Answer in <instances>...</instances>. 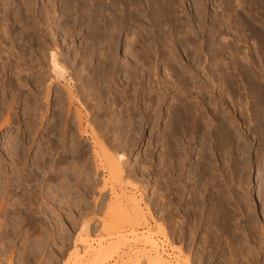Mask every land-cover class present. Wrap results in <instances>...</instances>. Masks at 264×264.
Masks as SVG:
<instances>
[{
	"label": "rangeland",
	"instance_id": "rangeland-1",
	"mask_svg": "<svg viewBox=\"0 0 264 264\" xmlns=\"http://www.w3.org/2000/svg\"><path fill=\"white\" fill-rule=\"evenodd\" d=\"M71 1L73 5L77 4V6L74 5L76 8H74L73 5L71 6ZM71 1L9 0L11 5L10 8L12 7V9L8 10L11 11V14L5 17L4 13L7 11L5 10L7 6L5 0H0V27L2 26V29L0 28V171L2 170L0 174L3 176L5 174L4 170L9 174L11 171L8 170V164L12 163L13 160L10 158L16 159L20 155V159H23V163L26 161L24 158L27 159L28 162L26 161V163L29 169L27 166L26 168L27 171H29V174L32 175H30L31 183L29 187L31 199L27 208L29 211H26L28 213H25V207L24 211H22L21 204H17V199L15 198V200H11L10 202L13 201L11 204H16L15 206L13 205L12 208L14 209V216L17 220H15L14 216L13 218L8 219L7 217L5 218L4 215H0V222L3 219L2 217H4L2 223H0V264H75L76 262V264H144V253L146 252L149 254H157L158 252L168 264H229L231 261L230 264H264V164L261 162V160H263L262 157L264 158V138L262 137V133L261 135L258 133V122L255 120L256 114L254 113L256 108L257 88L262 87L264 90V80H262L264 79V64H262L264 62V44H262L264 41H261L264 40V1L138 0L137 3L136 0L135 5L138 4L137 7L135 6L136 8L131 6L132 1L130 0H123L122 5H120L122 2L121 0ZM148 1L150 2L148 3ZM156 3L159 5L160 9L162 8L170 11L172 18L169 16L171 18H169V21H161L162 24L156 21L158 18L156 16V12L158 11V7L156 11ZM101 7L104 10L101 9ZM117 7L122 11L128 9V11L131 10L130 12L133 13L134 11V13L132 14L127 10L126 13L122 12ZM130 8H132L133 11ZM76 9L78 11H76ZM23 10H26L25 13ZM16 12H19V15L21 13V15L17 16ZM22 12L24 16L22 15ZM151 12H153L152 14L154 15V18L156 16V19L152 18L153 15ZM26 13L28 15H26ZM120 13H122V17ZM130 14L132 16L135 15L134 17H136L137 14V17H140H136L137 19H135L137 20L136 26L138 25L137 27L140 33L143 34V36L139 35L142 36L141 39L136 34V37L133 36V31L135 30L129 25L130 21L128 22ZM14 16L22 17L23 20L25 19L24 22L26 21L31 24L29 25L31 31L24 30V23H20L19 20H16L17 17L15 18ZM155 23L157 25H155ZM97 25H99L100 28ZM114 26H118L120 30L118 27L116 28ZM127 26L129 27L128 29H126ZM96 28L101 29L104 38L103 41H100L103 38L96 41ZM3 30H5V32ZM93 31L95 33H92ZM104 31H113V34H111V32L110 34L109 32L105 33ZM117 31H119V33L121 31V33L118 34ZM27 32H30L31 34L28 35ZM127 32L131 35L133 34L132 37ZM182 33L185 34L183 35ZM110 35H113L114 37L112 38L113 46L109 49L107 46H109L108 43L111 40ZM127 35L128 37L130 36V39H134L136 42L139 39L141 40L139 41L142 46L144 44V48L139 45L142 49H137V47L135 52L137 54L139 53L138 56L140 57L144 55L141 58L144 57V59H148L150 57V61H148L150 67H148L153 68H151V70L149 69L148 74V68H145L146 70L143 69V71H146V78L140 80V86H138L137 83H135V85L130 84V82L128 83L124 79V73L120 70L122 66L119 64H121L122 60H124L123 64L125 66L128 62L129 64L132 62L130 59L132 54L128 49L132 42ZM163 35H165L167 39H165ZM109 36L110 39L108 38ZM157 36H160V39ZM165 44L166 48L172 51V56L170 55L171 61L169 63H166L165 60H159V58H162L161 56H165L161 55L163 52L165 54V50H163ZM220 44L226 45V49L222 48V51H220ZM227 46H229V48ZM234 47L235 51L238 52H236L238 55L234 53ZM43 49H46L47 52ZM111 49L114 50V55L112 54ZM105 50H107V52ZM108 50L111 51L109 57L111 56V59L113 57L115 60L112 59V61H116V64H111V69H107L110 73L107 75L111 76L112 73L114 78L112 80L116 79L117 81H112L113 83H116L113 85H111V82L109 83V86L111 87L108 88L111 90L110 95H108V90L104 89L105 86H96V80L99 79L97 77L100 72L98 65L100 64L99 60L101 59V56L104 61L106 60L105 58L108 56L106 54H109ZM104 52H106V54ZM128 52L129 54H127ZM42 53L45 58L42 57ZM50 53H54L57 62L61 63L59 65L64 69L66 74H64L65 76H63V79H57L54 77L52 71L48 70L50 66L46 67L47 64L49 65L50 63ZM128 56H130L129 59ZM124 57L127 59H123ZM166 57L168 56L166 55ZM45 59L49 60L48 63ZM42 62L45 64L43 65ZM23 63L24 65L22 66ZM15 66H18V69L19 66L21 68L19 69L21 71V73L19 72V75L17 74L18 69H16ZM112 66H114L113 69L115 70H112ZM118 68L119 72L116 70ZM41 69L42 72L39 71ZM95 69L98 71L95 72ZM165 69L167 70L166 72H164ZM174 69H180V72L183 69V73L186 72L184 73V77L188 76L187 79L192 78L193 76L194 78L196 77L190 81L191 85L194 83L196 88L197 86H201L202 82L200 81V78L203 77V80L206 83L204 95L206 97V102H208L205 103L209 105H200V107L202 106V108L207 109V111H205V115L207 113V121L209 120L210 123H213L211 120L214 118L213 110H215L218 111L219 115L225 116L228 122H235V129L240 137V142L243 147V149L241 147L242 151L240 152L241 158L239 159L238 172L232 171L234 164L231 162V154L233 152L229 145L224 147L221 153L222 155H220V153L216 152L214 140L208 138L206 140V150L209 164L211 167L213 166L212 168H215L216 175H221V179L218 180V185L223 190L224 197L228 201L225 203L228 204V209L232 215V229L236 238L239 237L238 244L236 243V248L238 250V247H240L239 249H242V251L235 250L232 247L234 245H231V243L235 242V240L232 242L233 238L231 235L224 232L222 228L221 232L223 233L219 232L220 227H218V222L215 221V224L217 225H213V218L210 219L211 217H208L210 216V204L205 203V200L200 199L202 197L207 199L206 197L209 194H207L208 190H205L204 192V188L199 189V191L192 188L193 180L189 174L194 170V164L197 159L195 146L200 144L199 137L194 136L190 139V150H187V152H189L187 155L188 159H186L185 162H182V166H179L181 163L178 164L179 162H176L174 167L175 171H172L169 166L170 163H168V166L170 167L168 169L169 172L166 170H158L161 169L158 167L160 155L163 154L161 152H164V148L162 146L160 147L159 135L164 131L163 126L166 121V108L171 104V98L181 92L179 86H176L179 84L178 77L180 78V76H175L174 72L176 71ZM48 74H52V76H49ZM91 74L93 75L92 78ZM12 75H15L16 77L14 76V78ZM40 76H42L41 78L43 79H41ZM80 76H82V78H80ZM49 78L52 79L50 80ZM39 80L42 81L40 85ZM88 82H91L92 84ZM48 83L51 85L49 86ZM166 85H168L170 91L165 90L167 87ZM85 86L89 88L87 89ZM90 86L93 87L91 88ZM82 87H85L88 91L89 89H93V92L92 90H90V94L82 92ZM135 87L141 88L137 89V92H134L133 89ZM45 88L51 89L49 90L50 92H48L49 94L47 93L48 97L45 95L47 92ZM112 88H115V91ZM144 89L148 91L156 90L155 92L159 90L160 93L164 92L163 95H166L161 106V111H163V113L158 119L159 121L156 120V122H154V118L153 121L148 120L147 115L150 110L148 107H155L156 105L154 104L155 102L150 103L147 101L149 94H146V92L144 93ZM116 90L117 92L122 90L119 94L120 96L115 95L118 94ZM112 91H114V93ZM196 91L197 89H192V95H187L189 98H186L187 100L190 99L189 102L192 104L200 103L198 100L199 98H196ZM63 92L66 93L63 94ZM67 92H72L71 94L74 98L72 105H68L67 102L65 104V101H67ZM155 92L154 95L157 94H155ZM58 93H60L59 95L63 94L64 97L61 95L60 98L57 96ZM82 94H84V96ZM98 95H100V97ZM154 95H150L153 101H155V99H153ZM252 95L255 98L251 97ZM62 97L63 99L66 98L65 101L63 100V104L66 106L68 105L67 107H69L67 117L66 110L63 111L62 107L61 109L57 106L61 103ZM58 98H60L59 103L56 101L59 100ZM73 105H75V108H73ZM67 107L65 109H67ZM130 107L131 110L133 107L136 108L134 111L139 117L147 119V121L142 124L140 131H138V135L135 133L138 136L135 135L136 139L138 138V141L136 139V141H132L134 140L133 138H131L132 140L129 139L130 137H133V135H127L124 128L126 126L124 123L127 120L125 111L128 108L130 109ZM34 110H37L36 113L38 112V116L34 113ZM74 111L81 114L83 128L85 127L84 129L87 130V125H94L93 128L96 129L95 131L108 146L114 141L113 145H120L121 149H123L124 144H126L125 153H122L125 154V161H127L125 163L126 165H123V170L125 168V172L123 171L124 175H122L118 181L116 180L117 184L115 181H108L104 184L103 180H107L108 176L107 173H102L103 171L98 166L99 162H97V156L93 150L94 147L92 140L89 136L82 138L80 133H78V128L75 127L76 122L74 120L69 121L74 119L76 114ZM8 113L10 114L9 116H11L9 121L10 125H5L4 121L7 118L6 115ZM32 115L35 118H32ZM29 118L30 120H34L35 127L31 122L29 123ZM66 118L69 119H67V121L69 122L70 127L72 124L71 122H75V124H72V127L75 125L72 129V131L75 130V132L73 136L72 132H69V139L66 138V146L63 149L58 142L59 139L57 136L62 133ZM99 118L101 122L98 121ZM61 121L63 122V125L61 124ZM88 122L89 124H86ZM118 122H120L119 125ZM84 124L86 126H84ZM116 125L120 127H116ZM35 128L36 130H34ZM47 131L53 132H48L49 134H47ZM56 139L57 141H55ZM50 142L55 145V148L53 147L54 151L47 150ZM134 142L135 144H132V147L129 146V144ZM246 145L248 146L246 147ZM75 147L81 152L78 151V154H76L72 149ZM56 148L57 151L55 150ZM7 153H10V155ZM83 154L85 155L83 156ZM81 155L83 157H81ZM79 156L81 157V160ZM9 160H11L10 163ZM4 163L6 164L4 165ZM176 165L179 166L182 171L178 169ZM51 166L53 167L51 168ZM76 167L78 169L82 168V170L85 171L83 172L81 170V173L83 172L85 178L81 176L82 178L80 177L79 179L80 171ZM179 170L181 173L177 174L180 172ZM65 175L69 177L68 182L67 180L62 181L61 178H58V176L61 177ZM50 176L51 178L53 177V179L48 181L47 177ZM54 176L57 177L55 178ZM178 177H180L179 179L182 181L184 177V182L182 183L186 184L185 189H182L184 185L179 181ZM259 177L260 179H258ZM78 179L81 181L80 184L81 186L83 185V187L80 185L77 188L72 187L74 181H78ZM119 181L121 183H119ZM103 185L104 190L102 191ZM98 188H100L101 191ZM202 189L204 194H201L203 193L201 191ZM168 190L171 191L173 196L170 192L168 193ZM17 191L18 190H16V193L18 194L19 191ZM122 192L123 195L125 193L124 196L122 195ZM199 193L203 196L200 197ZM92 194L95 198L92 197ZM168 194H170L171 197H169L170 195ZM260 194L263 195L262 201H260L258 197ZM102 196L105 198L103 199ZM115 197L121 200L123 204H126L127 202L128 205L132 200L133 202L138 200L139 202L137 203L140 206L139 210L141 211V215L145 216V224L147 226L144 227L145 224L143 223V226L141 225L134 230L126 228L124 231L120 232V235H116V237L120 240L121 244L111 255L112 257L92 263V260H94L93 257H91L93 254L90 255L92 250L99 249L100 246L98 245L101 243L102 245H106L109 239L105 236H98V233L93 232L95 230L93 227L97 224L96 222L91 225V228L94 229H91L93 234L91 237L87 238L78 235L82 224L81 222L91 220V223H93V221L98 218L97 216L105 211L107 203H116L117 198L115 199ZM195 198L196 201L198 199L197 202L194 200ZM59 202L61 204L58 206ZM198 202L199 204H197ZM165 203H167V205ZM89 209H91V212ZM94 210L100 212L98 213ZM79 211H82V213ZM85 212L88 213L85 214ZM161 226L165 229L164 234H161V232L158 231V228ZM146 236L149 237V240L151 239V244L148 243L149 245H147L145 240ZM82 239L87 241L86 246L78 245L83 241ZM251 257L252 259H250ZM87 258L88 261H86Z\"/></svg>",
	"mask_w": 264,
	"mask_h": 264
},
{
	"label": "bare ground",
	"instance_id": "bare-ground-1",
	"mask_svg": "<svg viewBox=\"0 0 264 264\" xmlns=\"http://www.w3.org/2000/svg\"><path fill=\"white\" fill-rule=\"evenodd\" d=\"M71 1V0H70ZM120 1V0H119ZM122 2H121V4L120 5H122V3H123V0H121ZM130 1H132V3H131V6H136L137 7V5H135L136 4V0H130ZM140 1V0H139ZM157 1V0H156ZM165 1V0H164ZM264 1V0H263ZM12 2V1H11ZM127 2V1H126ZM134 2V3H133ZM142 2V1H141ZM150 1H148V3H149ZM159 2V1H158ZM262 2V1H261ZM5 3H6V9L5 10H7L5 13H4V15H5V17L8 15H10L11 14V11H9L8 9H12V7L10 8V2H9V0H5ZM13 3V2H12ZM15 3V2H14ZM137 3H138V0H137ZM147 3V4H148ZM264 3V2H263ZM17 4V3H16ZM71 6L73 5L72 4V1H71ZM69 4V5H70ZM127 4H129V3H127ZM157 4V3H156ZM162 4V3H161ZM166 4H167V2H166ZM74 5H76L77 6V4H74ZM73 5V6H74ZM79 5V4H78ZM102 5V4H101ZM119 5V6H120ZM130 5V4H129ZM155 5V4H154ZM13 6V5H12ZM76 6H74V8H76ZM80 6V5H79ZM161 6V5H160ZM81 7V6H80ZM79 7V8H80ZM98 7H99V5H98ZM103 7V6H102ZM101 7V9H103ZM120 7H122V6H120ZM125 7V6H124ZM135 7V8H136ZM157 7H158V11H157ZM163 7V6H162ZM105 8V7H104ZM118 9H120L119 7H117ZM127 8V7H126ZM154 8V7H153ZM152 8V9H153ZM25 9V8H24ZM26 9H27V6H26ZM100 9V8H99ZM114 9V8H113ZM130 9H132V8H130ZM139 9V8H138ZM159 8V5L157 4V6H156V16L159 18H157V20L156 21H158V22H160L161 24H162V22H166V21H169L171 18H172V16H171V13H170V11L169 10H166V9H160ZM17 10V9H16ZM21 10V9H20ZM104 10V9H103ZM102 10V11H103ZM121 10V9H120ZM127 11H128V9H126ZM126 10H124V11H122V12H127ZM136 10V9H135ZM9 11V12H8ZM24 11V10H23ZM26 11V10H25ZM25 11H24V13H25ZM76 11H78L77 9H76ZM81 11V10H80ZM79 11V12H80ZM101 11V12H102ZM106 11V10H105ZM117 11V10H116ZM115 11V12H116ZM131 10H129L128 12H130ZM132 11H133V9H132ZM20 12V11H19ZM19 12H16L17 13V16H20L21 15V13H20V15H19ZM12 13H13V11H12ZM103 13V12H102ZM125 13H124V15H125ZM130 13H132V12H130ZM133 13H134V11H133ZM132 13V14H133ZM153 12H151V14H152ZM157 13H158V15H157ZM122 13H120V15H121ZM22 15H23V12H22ZM26 15H28L27 13H26ZM153 15V14H152ZM152 15H151V17H152ZM16 16V17H17ZM24 16V15H23ZM119 16V15H118ZM135 16V15H134ZM134 16H132L131 14L129 15V20L128 19H126V20H128V22L130 21V26H131V28H134L133 30H135V31H133L134 33V37H136V35H142L143 36V34H141L140 33V31H139V29H138V25L136 26V22H137V18H140V17H137V14H136V17H134ZM139 16V15H138ZM156 16H155V18H154V15H153V17L152 18H154V19H156ZM171 18H170V17ZM4 17V16H3ZM11 17V16H10ZM13 17V16H12ZM15 17V16H14ZM15 17V18H16ZM121 17H122V15H121ZM124 17V16H123ZM126 17V16H125ZM142 17V16H141ZM151 17H150V19H151ZM14 18V19H15ZM136 18V19H135ZM170 18V19H169ZM5 19V18H4ZM121 19V18H120ZM153 19V20H154ZM6 20H7V18H6ZM16 20H19L20 21V23L21 22H23L24 23V25H25V29L24 30H26V31H28V30H30L31 29V27L29 26V25H31V24H29V23H27L26 21L24 22V20L22 19V17H17V19ZM140 20V19H139ZM4 21V20H3ZM15 21V20H14ZM18 21V22H19ZM119 21H121V20H119ZM118 21V22H119ZM125 21V20H124ZM162 21V22H161ZM126 22V21H125ZM139 22V21H138ZM157 22V23H158ZM5 23V22H4ZM19 23V24H20ZM22 23V24H23ZM106 23V22H105ZM104 23V24H105ZM123 23V22H122ZM21 24V25H22ZM33 24V23H32ZM103 24V25H104ZM128 24V23H127ZM138 24V23H137ZM9 25V24H8ZM107 25V24H106ZM106 25H105V27H106ZM112 25V24H111ZM120 25H121V23H120ZM126 25V24H125ZM125 25H123V26H125ZM155 25H157L156 23H155ZM159 25V24H158ZM36 26V25H35ZM98 27H99V25H97ZM141 26V25H140ZM139 26V27H140ZM174 26V25H173ZM2 27V26H1ZM0 27V28H1ZM22 27H24V26H22ZM95 27V26H94ZM103 27V26H102ZM109 27H110V25H109ZM114 27H116V26H114ZM114 27H113V29H114ZM118 27V26H117ZM116 27V28H117ZM122 27V26H121ZM137 27V28H136ZM100 28V27H99ZM107 28V27H106ZM116 28H115V31H116ZM119 28V27H118ZM129 27L127 26L126 27V29H128ZM141 28V27H140ZM2 29V28H1ZM8 29V28H7ZM7 29H5V30H7ZM23 29V28H22ZM37 29V28H36ZM97 29V30H96ZM95 30H96V41H98V40H100L101 38H103V36H102V31H101V29H98V28H96ZM108 29V28H107ZM5 30H3L4 32H5ZM23 30V31H24ZM94 30V31H95ZM99 30V31H98ZM104 30V29H103ZM106 30V29H105ZM109 30V29H108ZM110 30H112V29H110ZM119 30H120V28H119ZM122 30V29H121ZM130 30V29H129ZM2 31V30H1ZM8 31V30H7ZM6 31V32H7ZM31 31V30H30ZM92 32V33H95V32ZM114 31V30H113ZM113 31L111 32V34H113ZM127 31V30H126ZM132 31V30H131ZM143 31H144V29H143ZM33 32V31H32ZM105 32V31H104ZM107 32H109V31H107ZM107 32H105V33H107ZM110 32H109V34H110ZM142 32V31H141ZM1 33H3V32H1ZM21 33H23V32H21ZM26 33V32H25ZM24 33V34H25ZM28 33V35L29 34H31L30 32H27ZM117 33L118 34H120L121 33V31H120V33H119V31H117ZM127 33H129V32H127ZM132 33V32H131ZM6 34V33H5ZM7 34H8V32H7ZM6 34V35H7ZM136 34V35H135ZM145 34V33H144ZM183 35L185 34V33H182ZM188 34V33H187ZM5 35V36H6ZM28 35H26V36H28ZM106 35V34H105ZM115 35V34H114ZM129 35L132 37V35L129 33ZM31 36V35H30ZM107 36V35H106ZM111 36V35H110ZM110 36L108 37L109 39H110ZM129 36V37H130ZM142 36H139L140 37V39L142 38ZM162 36V35H161ZM7 37V36H6ZM9 37V36H8ZM32 37V36H31ZM34 37V36H33ZM45 37V36H44ZM114 36L112 35L111 36V40L109 41V46H107L109 49L111 48V46H113V38ZM127 37H128V35H127ZM128 37V38H129ZM133 37V38H134ZM158 38L160 37V36H157ZM163 37L165 38V39H167L166 38V36L165 35H163ZM40 38V37H39ZM41 38H42V36H41ZM93 38V37H92ZM106 38V37H105ZM30 39V38H29ZM93 39H95V38H93ZM115 39V38H114ZM139 39V40H140ZM160 39V38H159ZM164 39V40H165ZM263 39V38H262ZM104 40V38L102 39V40H100V41H103ZM106 40V39H105ZM129 40L132 42H130L131 43V46L128 48L129 50H130V53L132 54L131 55V57L130 56H128V59H129V57H130V59L132 60V62H131V60H130V64H129V62H128V64L125 66L124 64H123V62H124V60H120L121 61V64H119L120 66H122L121 68H120V70H122V72L124 73H122L123 75H124V79L129 83L130 82V84H134L135 85V83H137L138 84V86H140V80L142 79V78H146V71H143V69H145V68H148V71H147V74L149 73V69L151 70V68H149L150 67V64H149V62L148 61H150V57L148 58V59H144V57L143 58H141L142 56H144V55H142L141 57L140 56H138V54L135 52L136 51V48L137 49H142L139 45H141L142 46V44H141V40L139 41V40H137V42L136 41H134V39H130L129 38ZM135 40H136V38H135ZM223 40V39H222ZM27 41V40H26ZM30 41V40H29ZM36 41V40H35ZM95 41V42H96ZM116 41V40H115ZM140 42V44H139V42ZM160 41V40H159ZM163 41V40H162ZM226 41V40H225ZM224 41V42H225ZM261 41H264V40H261ZM105 42V41H104ZM107 42V41H106ZM117 42V41H116ZM186 42V41H185ZM30 43V42H29ZM94 43V42H93ZM97 43V42H96ZM144 43V42H143ZM159 43H162V42H159ZM166 43V42H165ZM187 43V42H186ZM218 43V42H217ZM98 44L100 45V43L98 42ZM102 44V43H101ZM106 44V43H105ZM107 44V45H108ZM115 44V43H114ZM164 44V43H163ZM226 44H229V43H226ZM262 44H264V43H262ZM27 45H28V43H27ZM30 45V44H29ZM156 45H157V42H156ZM188 45V44H187ZM216 45H218V44H216ZM221 45V44H220ZM48 46H50V45H48ZM143 46H144V44H143ZM142 46V47H143ZM159 46V45H158ZM189 46V45H188ZM219 46V45H218ZM222 46V47H221ZM220 47H219V49L221 48V50L220 51H222V48H224V49H226L225 47H226V45H221ZM224 46V47H223ZM230 46V45H229ZM229 46H227L228 48H229ZM263 46V45H262ZM39 47H41V46H39ZM54 47V46H53ZM106 47V48H107ZM125 47H126V45H125ZM127 47H128V45H127ZM187 47V46H186ZM264 47V46H263ZM263 47H262V49H263ZM144 48V47H143ZM164 49L163 50H165V54H164V52H163V54H161V55H165V56H161L162 58H159V60L161 59V60H165L166 61V63H169L170 61H171V52L172 51H170V50H168V48H166V44L164 45V47H163ZM185 48V47H184ZM231 48V47H230ZM36 49V48H35ZM104 49V48H103ZM185 49H187V48H185ZM45 52H47L46 51V49H43ZM43 50H42V52H43ZM144 50V49H143ZM233 50V49H232ZM4 51H5V49H4ZM9 51V50H8ZM41 51V50H40ZM39 51V52H40ZM51 51V50H50ZM106 52H107V50H105ZM109 52V54H106V52H104L106 55H108L105 59V61H104V59L102 58V56H101V59H103V60H99L100 62V64H98L99 65V70H100V72H99V74H98V77L97 78H99V79H97L96 80V86H98L99 87V85L100 86H105L104 87V89H106V90H108V95H110V92H111V90L110 89H108L110 86H109V83L111 82L112 84L111 85H113V84H116V83H113L112 81H116V79L115 80H112V79H114L113 78V76H112V73H111V76L109 77L107 74H109L110 73V71H107V69H111V64H116V61H112V59H113V57H112V59L109 57V55H111L110 53H111V51H112V54L114 55V50H112L111 49V51L110 50H108ZM126 51H128V50H126ZM142 51V50H141ZM140 51V52H141ZM146 51V50H145ZM168 51V52H167ZM234 51H235V47H234ZM264 51V50H263ZM6 52H7V50H6ZM237 51H235L234 53H236ZM1 53V52H0ZM5 53V52H4ZM143 53V52H142ZM145 53V52H144ZM238 53V52H237ZM236 53V54H237ZM8 54V53H7ZM6 54V55H7ZM10 54V53H9ZM34 54H35V52H34ZM43 54V53H42ZM52 53H50V63H49V65L47 64L48 63V59L46 60L47 61V66L46 67H48V66H50L49 68H48V70L50 71H52V73H53V75H54V77H56L57 79H63V76H65L66 74H65V71H64V69L59 65V64H61V63H58L57 62V60H56V57H55V55H54V53L51 55ZM125 55H127V54H129V52L126 54V53H124ZM135 54H137V55H135ZM146 54V53H145ZM148 54V53H147ZM45 55H46V53H45ZM166 55L168 56V57H166ZM171 55V56H170ZM238 55V54H237ZM7 56H9V55H7ZM30 56V55H29ZM117 56V55H116ZM195 56V55H194ZM10 57V56H9ZM8 57V58H9ZM42 57H44V54H43V56ZM104 57V56H103ZM127 57V56H126ZM126 57H124L123 59H125ZM147 57V56H146ZM170 57V58H169ZM41 58V57H40ZM39 58V59H40ZM45 58V57H44ZM47 58V57H46ZM115 58V57H114ZM38 59V60H39ZM58 59V58H57ZM117 59V58H116ZM127 59V58H126ZM262 59V58H261ZM263 59H264V57H263ZM3 60V59H2ZM8 60V59H7ZM37 60V61H38ZM45 60H44V62H45ZM113 60H115V59H113ZM118 60V59H117ZM173 60V59H172ZM195 60V59H194ZM193 60V61H194ZM196 60H197V58H196ZM12 61V60H11ZM41 61V60H40ZM199 61V60H198ZM198 61H197V63H198ZM222 61V60H221ZM220 61V62H221ZM118 62V61H117ZM20 63V62H19ZM63 63V62H62ZM125 63H127V62H125ZM175 63V62H174ZM42 64H43V62H42ZM45 64V63H44ZM43 64V65H44ZM200 64V63H199ZM262 64H264V62L262 63ZM8 65V64H7ZM24 65V63L22 64V66ZM42 65V66H43ZM97 65V66H98ZM26 66V65H25ZM24 66V67H25ZM33 66V65H32ZM37 66V65H36ZM41 66V65H40ZM149 66V67H148ZM167 66V65H166ZM166 66H165V68H166ZM264 66V65H263ZM262 66V67H263ZM1 67V66H0ZM18 67V66H17ZM16 66H15V68L16 69H18ZM35 67V66H34ZM33 67V68H34ZM117 67H119V66H117ZM116 67V68H117ZM173 67V66H172ZM29 68V67H28ZM98 68V67H97ZM114 68V66H112V70H115V69H113ZM170 68V67H169ZM173 68H175V67H173ZM203 68V67H202ZM11 69V68H10ZM19 69H21L20 68V66H19ZM17 70V72H16V70H15V72L19 75V72L21 73V71L20 70ZM153 69V68H152ZM12 70V69H11ZM46 70H47V68H46ZM117 71L119 70V68L118 69H116ZM146 70V69H145ZM176 72H174V74H175V76H180V78L178 77V81H179V84L178 85H176L177 87L179 86V88H180V90H181V92H179L178 94H176L174 97H172L171 98V100H172V102H171V104L170 103H168V104H170L166 109V121H165V123H164V131L162 132V134L161 135H159V143L161 144L160 145V147L162 146L163 148H164V152H161V153H163V154H161L160 155V161H159V166L158 167H160L161 169H158V170H166V171H168L169 172V168L171 167V170L172 171H175V169H174V167H175V164H176V162H179L178 164H180L181 163V165H179V166H182V162H185L186 161V159H188L187 158V155L189 154V152H187V150H190V146H189V142H190V139H192L194 136H196V137H199V140H200V144H198V145H196L195 146V150L197 151V153H196V156H197V159H196V161H195V164H194V170L193 171H191V174H189V176H191V179L193 180V183H192V185H193V187L192 188H194V190L196 189L197 191H199V189H201V188H204V192H205V190H208V192H207V194H208V196L206 197L207 199H205V197H202L203 195H201V194H204V192H203V189L201 190L203 193H199L200 195V197H202V198H200V199H202V200H205V203H208V204H210L209 205V213H210V216H208V217H211L210 219H212V221H213V225L216 223V222H218V227H220L219 228V232H221V230L223 229L224 230V232H227V234L229 235H231V237L233 238L232 239V242L235 240V242L234 243H231V245L233 244L234 246H232L235 250H237V248H236V246H237V242H238V238H236V235H235V233H234V231H233V229H232V224H231V222H232V215H231V213H230V211H229V209H228V204H226L228 201H227V199H225V197H224V193H223V190L219 187V185H218V180L219 179H221V175L219 176V175H216L215 174V168H212L211 167V165L209 164V159H208V155H207V150H206V147H207V142H206V140L208 139V138H211V139H213L214 140V143H215V148H216V152H218V153H220V155H222L221 153H222V151H223V149H224V147L225 146H227V145H229L230 147H231V151L233 152L232 154H231V162L234 164V168L232 169V171L233 172H238L239 171V159L241 158V156H240V152L242 151L241 150V147H242V145H241V142H240V137H239V135L237 134V132H236V129H235V122H228L227 121V119H226V117L225 116H222V115H219L218 114V111H215V110H213V116H214V118L211 120L213 123H210V121L208 120L207 121V113H206V115H205V111H207V109L205 108H202V106L200 107V105H203V106H205V104L206 103H208V102H206V97H205V95H204V92H205V90H206V83L204 82V80H203V77L202 78H200L201 80V82H202V84H201V86H197V88H196V86H194V83H192L193 85H191V83H190V81H192L193 79H195L194 78V76L192 77V78H189V79H187V77L185 78L184 77V73H186V72H184L183 73V69L181 70V72L179 71L180 69H174ZM173 70V71H174ZM39 71H41L42 72V69L41 70H39ZM95 72L96 71H98V70H94ZM117 71H116V73H117ZM167 70L165 69L164 70V72H166ZM187 71V70H186ZM9 72V71H8ZM31 72V71H30ZM37 72V71H36ZM92 72V71H91ZM112 72V71H111ZM114 72V71H113ZM119 72V71H118ZM152 72H153V70H152ZM178 72V73H177ZM191 72H193V71H191ZM25 73V72H24ZM12 74V73H11ZM42 74V73H41ZM44 74V73H43ZM47 74V73H46ZM45 74V75H46ZM65 74V75H64ZM96 74V75H97ZM119 74V73H118ZM117 74V75H118ZM166 74V73H165ZM188 74V73H187ZM186 74V75H187ZM36 75V74H35ZM44 75V76H45ZM49 75V74H48ZM51 76H52V74H50ZM49 75V76H50ZM95 75V76H96ZM116 75V76H117ZM168 75V74H167ZM169 75H170V73H169ZM15 76V75H14ZM13 75H12V77H14ZM43 76V75H42ZM42 76H40V78L42 77ZM79 76V75H78ZM92 74H91V78H92ZM119 76V75H118ZM149 76V75H148ZM196 76V75H195ZM16 77V76H15ZM14 77V78H15ZM19 77V76H18ZM17 77V78H18ZM37 77V76H36ZM114 77H115V74H114ZM191 77V76H190ZM21 78V77H20ZM19 78V79H20ZM53 78V77H52ZM51 78V79H52ZM76 78V77H75ZM77 78H79V77H77ZM80 78H82V76H80ZM117 78V77H116ZM121 78H123V77H121ZM168 78V77H167ZM176 78V77H175ZM41 79H43V78H41ZM50 79V78H49ZM50 79V80H51ZM55 79V78H54ZM73 79V78H72ZM71 79V80H72ZM96 79V78H95ZM169 79V78H168ZM171 79V78H170ZM49 80V81H50ZM56 80V79H55ZM65 80V79H64ZM63 80V81H64ZM81 80V79H80ZM79 80V81H80ZM94 80V79H93ZM143 80V79H142ZM147 80V79H146ZM262 80H264V79H262ZM20 81H21V79H20ZM44 81V80H43ZM124 81V80H123ZM42 81H40L39 80V85H40V83H41ZM52 82V81H51ZM59 82V81H58ZM81 82V81H80ZM95 82V81H94ZM93 82V83H94ZM117 82V81H116ZM126 82V83H127ZM150 82V81H149ZM200 82V83H201ZM252 82V81H251ZM87 83V82H86ZM88 83H91V82H88ZM143 83V82H142ZM166 83V82H165ZM253 83V82H252ZM25 84V83H24ZM23 84V85H24ZM38 84V83H37ZM81 84V83H80ZM85 84V83H84ZM84 84H83V86H84ZM92 84V83H91ZM158 84V83H157ZM162 84V83H161ZM164 84V83H163ZM21 85H22V83H21ZM42 85V84H41ZM48 85L50 86L51 84L50 83H48ZM87 85V84H86ZM88 85H90V84H88ZM169 85V84H168ZM168 85H166L167 87H166V89L165 90H169V87H168ZM173 85V84H172ZM253 85V84H252ZM37 86V85H36ZM43 86V85H42ZM81 86V85H80ZM126 86V85H125ZM131 86H133V85H131ZM163 86V85H162ZM254 86V85H253ZM45 87V86H44ZM86 87V86H85ZM85 87H82V92H85V93H89L90 92V90H92V92H93V89H89V91L88 90H86V88ZM91 87V86H90ZM93 87V86H92ZM91 87V88H92ZM113 87V86H112ZM164 87V86H163ZM258 87V86H257ZM42 88V87H41ZM46 88H47V86H46ZM45 88V89H46ZM89 88V87H88ZM87 88V89H88ZM96 88V87H95ZM101 88V87H100ZM103 88V87H102ZM111 88V87H110ZM141 87H135L133 90H134V92H137V89H140ZM168 88V89H167ZM173 88V87H172ZM40 89V88H39ZM44 89V88H43ZM58 89V88H57ZM81 89V88H80ZM103 89V91L105 92V90ZM113 89V88H112ZM115 89V88H114ZM113 89V90H114ZM161 89V88H160ZM174 89H175V87H174ZM192 89H197V91H196V98L200 101V103H197V104H192V103H190L189 102V100H187L186 98L188 97L187 95H192L191 94V90ZM251 89V88H250ZM49 90H51V89H46V96L48 97V95H47V93L48 92H50ZM66 90H67V88H66ZM164 90V91H165ZM179 90V89H178ZM44 91V90H43ZM77 91V90H76ZM88 91V92H87ZM115 91V90H114ZM114 91H112L113 93H114ZM120 91V90H119ZM122 91V90H121ZM120 91V92H121ZM139 91V90H138ZM148 90H146V89H144V93L146 92V94H149L148 95V100L147 101H149L150 103H154L156 106L154 107V106H149L148 108L150 109L149 110V112H148V120H151V121H153V118H154V122H156V120L157 121H159L158 119L160 118V116H161V114L163 113V111H161V106H162V104H163V102H164V100H165V96L166 95H163L164 94V92L162 93H160V91L159 90H157V92H155V91H153V90H149L148 92H147ZM170 91V90H169ZM174 91V90H173ZM253 91V90H252ZM254 91H256V90H254ZM116 92H117V90H116ZM120 92H117L118 94H115V95H119L120 94ZM154 92H155V94L156 95H154ZM166 92V91H165ZM41 93V92H40ZM66 92H63V94H65ZM72 93V92H71ZM71 93H69V92H67V96H66V98H67V101H65V99H63V94H61L63 97H62V100H61V103H59V101H60V98H61V95H59L60 93H58V95L57 96H59L60 98H58L59 100H56V101H58V103H59V105H57V106H59L60 108L62 107L63 108V111L64 110H66V117L68 116V110H69V107H67L68 105H72L73 104V102H74V98H73V96H72V94ZM84 93V94H85ZM174 93V92H173ZM251 93V92H250ZM254 93V92H253ZM252 93V94H253ZM38 94V93H37ZM49 94V93H48ZM84 94H82L83 96H84ZM86 94V95H87ZM90 94V93H89ZM98 94V93H97ZM102 94V93H101ZM121 94H123V93H121ZM125 94H126V92H125ZM154 95V98L153 99H155V101H153L152 99H151V96L150 95ZM206 94V93H205ZM56 95V94H55ZM74 95V94H73ZM78 95V94H77ZM85 95V96H86ZM104 95V94H103ZM106 95H107V91H106ZM111 95H112V93H111ZM173 95V94H172ZM256 95H257V99H256V108H255V111H254V113L256 114L255 116H256V119L255 120H257V129H258V133H260V135H261V133H262V137L264 138V90L262 89V87L261 88H257V91H256ZM14 96V95H13ZM46 96H45V98H46ZM99 97H100V95H98ZM113 96V95H112ZM120 96V95H119ZM122 96V95H121ZM126 96V95H125ZM150 96V97H149ZM171 96V95H170ZM102 97H104V96H102ZM251 97H253V95L251 96ZM250 97V98H251ZM189 98V97H188ZM195 98V99H196ZM253 98H255V97H253ZM33 99V98H32ZM57 99V98H56ZM100 99V98H99ZM252 99V98H251ZM36 100V99H35ZM65 101V104H66V102H67V106L66 105H64L63 103H64V101ZM86 100H88V99H86ZM101 100V99H100ZM13 101V100H12ZM15 101V100H14ZM81 102V101H80ZM192 102V101H191ZM206 102V103H205ZM97 103V102H96ZM95 103V104H96ZM150 103H148V104H150ZM94 104V105H95ZM199 104V105H198ZM9 105V104H8ZM64 105V106H63ZM93 105V106H94ZM151 105V104H150ZM206 105H209V104H206ZM211 105V104H210ZM15 106H16V104H15ZM67 107V109H65L66 107ZM74 107L73 108H75V105H73ZM98 106V105H97ZM13 107V106H12ZM207 107V106H206ZM215 107V106H214ZM55 108V107H54ZM53 108V109H54ZM57 108V107H56ZM61 108V109H62ZM70 108H72V107H70ZM58 109V108H57ZM60 109V110H61ZM136 108L135 107H133V109L131 110V107H130V109L128 108V109H126V111H125V114H126V117H127V120L125 121V130H126V133H127V135L129 134H131L130 136H132L133 135V137H128L129 139H131V138H133L134 140H132V141H136L137 139H136V137H135V135L137 134V133H139L138 131H140V129L142 128V124L144 123V122H146L147 121V119L146 118H144V117H139V115L138 114H136V112L134 111ZM147 109V108H146ZM204 109V110H203ZM32 110V109H31ZM74 110H76V109H74ZM217 110V109H216ZM254 110V109H253ZM29 111V110H28ZM37 111V110H36ZM36 111L34 110V113L35 114H37V116H38V112L36 113ZM43 111V110H42ZM62 111V110H61ZM62 111V112H63ZM123 111V110H122ZM39 112H41V111H39ZM72 112V111H71ZM81 112V111H80ZM70 113V112H69ZM74 113H76L75 111H74ZM29 114H30V112H29ZM60 114H61V112H60ZM65 114V113H64ZM102 114H104V113H102ZM10 114L8 113L7 115H6V119H5V125H10V123H9V121H10V118H11V116H9ZM34 115V114H33ZM32 115V116H33ZM40 115H42V114H40ZM99 115V114H98ZM101 115V114H100ZM17 116V115H16ZM29 116V115H28ZM36 116V117H37ZM72 116H73V114H72ZM62 117V116H61ZM100 117V116H99ZM31 118V117H30ZM30 118H29V120H30ZM32 118H35L34 116L32 117ZM39 118V117H38ZM63 118H64V116H63ZM62 118V119H63ZM72 118V117H71ZM70 118V119H71ZM98 118V117H97ZM37 119V118H36ZM61 119V120H62ZM65 119V118H64ZM67 119L68 118H66V121H65V125L63 126L64 128L62 129V133L61 134H57L58 136V142L60 143V146L64 149V147L66 146V143H65V141L67 140V139H69L68 138V135H69V132L71 131L72 132V136H73V134H74V132H75V130L74 131H72V129H73V127L75 126L76 128H78V133H80V135H81V137L83 138V137H85V136H89L90 137V139L92 140V144H93V147H94V151H95V153H96V156H97V162H99L98 164V166H99V168L103 171L102 173H107V180L105 179V180H103L104 181V184H106V182H108V181H111V182H113V181H115V183L117 184V182H116V180L118 181V179L122 176V175H124V173H123V171L125 170V168H124V170H123V165L127 162V161H125L126 160V157H125V154H122V153H125V147H126V144H124V148L123 149H121V147H120V145L118 146H116V144L115 145H113V143H114V141L113 142H111L112 144H109V146L106 144V143H104V141L102 140V138H101V136L95 131L96 129H94L93 128V126H91V124H89V122L88 123H86V124H89V125H85L84 124V126H86L88 129H89V134H88V129L86 130V129H84L83 128V124L81 123L82 121H81V114L79 113V112H77L76 114H75V116H74V119H71V120H69V121H72V120H74L75 122H76V124H75V122L73 123V122H71L72 124H75V125H73V127H72V124H71V127H70V124H69V122L67 121ZM254 119V118H253ZM98 120V119H97ZM96 120V121H97ZM254 120V121H255ZM36 121V120H35ZM63 121V120H62ZM61 121V122H62ZM95 121V122H96ZM98 121H100V118H99V120ZM98 121H97V123H98ZM28 122V121H27ZM31 122V124L34 126V120H30L29 121V123ZM101 122V121H100ZM12 123V122H11ZM28 123V124H29ZM36 123V122H35ZM39 123V122H38ZM60 123V122H59ZM119 123L120 122H118V125H119ZM4 124V123H3ZM62 125H63V122L61 123ZM157 124V123H156ZM213 124V125H212ZM31 125V126H32ZM121 125V124H120ZM27 126V125H26ZM53 126V125H52ZM211 126H213V127H211ZM10 127V126H9ZM9 127H7V128H9ZM12 127V126H11ZM30 127V126H29ZM35 127V126H34ZM62 127V126H61ZM116 127H120V126H117L116 125ZM6 128V129H7ZM123 128V127H122ZM121 128V129H122ZM1 129V128H0ZM10 129V128H9ZM31 129H33V128H31ZM53 129V128H52ZM60 129V128H59ZM118 129V128H117ZM120 129V130H121ZM232 129H234V130H232ZM34 130H36V128L34 129ZM123 130V129H122ZM60 131V130H59ZM45 132V131H44ZM52 133L51 131H47V134H49V133ZM57 132V131H56ZM136 133V134H135ZM239 133V132H238ZM34 134V133H33ZM71 135V134H70ZM138 135V134H137ZM136 135V136H137ZM140 135V134H139ZM158 135V134H157ZM189 135H190V138H189ZM135 137V138H134ZM138 137V136H137ZM52 138V137H51ZM56 138V137H55ZM67 138V139H66ZM136 139V140H135ZM215 139H216V141H215ZM50 140V139H49ZM48 140V141H49ZM55 141H57V139L55 140ZM70 141H71V139H70ZM69 141V142H70ZM75 141V140H74ZM138 141V140H137ZM38 143V142H37ZM71 143V142H70ZM69 143V144H70ZM109 143V142H108ZM46 144V143H45ZM56 144V143H55ZM123 144V143H122ZM127 144H128V142H127ZM132 144L134 145L135 144V142L134 143H131V144H129V146H131L132 147ZM158 144V143H157ZM39 145V144H38ZM55 145L54 144H52V142H50L49 143V146H48V149L47 150H53L54 151V149H53V147H54ZM128 146V145H127ZM128 146V147H129ZM248 145H246V147H247ZM47 147V146H46ZM57 147V146H56ZM128 147H127V149H128ZM264 147V146H263ZM55 148V147H54ZM130 148V147H129ZM162 148V149H163ZM9 149H11V148H9ZM13 149V148H12ZM16 149H18V148H16ZM73 149V151L76 153V154H78V151L79 150H77L76 149V147L75 148H72ZM242 149H243V147H242ZM245 149V148H244ZM56 151H57V148L55 149ZM15 151H17V150H15ZM14 151V152H15ZM129 151V150H128ZM73 152V153H74ZM79 152H81V151H79ZM86 152V151H85ZM84 153V152H83ZM7 154H9L10 155V153H7ZM15 154V153H14ZM75 154V155H76ZM82 154V153H81ZM224 154V153H223ZM80 155V154H79ZM85 154H83V156H84ZM16 156V155H15ZM82 155H81V157H83ZM7 157V156H6ZM12 157V156H11ZM80 157V156H79ZM78 157V158H79ZM81 157H80V160H81ZM16 158V157H15ZM21 157H20V155H19V157H17L16 159H14V158H10V159H13L12 160V163H10V161L11 160H9V163L10 164H8V170H10L11 172H9V174L8 173H6V170H4L5 172V174L2 176L1 174H0V215H4L5 216V218L7 217L8 219H11V218H13V216L15 215V213L13 212L14 211V209L12 208L13 207V205L14 204H11L12 202H10L11 200H15V198L20 202H18L17 200H16V202H17V204H21V209H22V211H24V207L27 209L28 208V206H29V202H30V199H31V192L29 191V187H30V175L31 174H29V171H27V168H26V166H27V163H26V161H27V159H25L24 158V160H26V161H24V163L22 162V160L23 159H20ZM95 158V157H94ZM262 159L263 160H261V162H262V164H264V158L262 157ZM78 160V159H77ZM76 160V161H77ZM259 160V159H258ZM1 161H2V159H1ZM4 161V160H3ZM52 161V160H51ZM28 162V161H27ZM34 162V161H33ZM37 162H38V160H37ZM36 162V163H37ZM222 162H223V159H222ZM74 163V162H73ZM168 163H170V167L168 166ZM6 163H4V165H5ZM35 164V163H34ZM40 164V163H39ZM75 164V163H74ZM78 164H79V161H78ZM166 164H167V166H166ZM2 165V164H1ZM64 165V164H63ZM73 165V164H72ZM80 165H81V163H80ZM126 165V164H125ZM36 166V165H35ZM77 166V165H76ZM179 166H177L176 165V167H178V169H180L179 168ZM28 167V166H27ZM53 166H51V168H52ZM75 167V166H74ZM78 167V166H77ZM76 167V168H77ZM89 167V166H88ZM183 167H184V165H183ZM39 168V167H38ZM41 168V167H40ZM72 168V167H71ZM81 168V167H80ZM6 169V168H5ZM28 169H29V167H28ZM78 169V168H77ZM174 169V170H173ZM177 169V168H176ZM177 169V170H178ZM54 170H55V168H54ZM66 170V169H65ZM74 170V169H73ZM79 171H80V175H79V179H80V177L81 176H83L84 177V175H83V172H85V171H83L82 170V168L81 169H78ZM81 170L83 171L82 173H81ZM170 170V171H171ZM181 171H182V169H180ZM179 170V171H180ZM184 170V169H183ZM2 171V170H1ZM0 171V172H1ZM51 171V170H50ZM56 171V170H55ZM57 171H58V169H57ZM88 171V170H87ZM91 171V170H90ZM181 171L180 172H178L177 174H179V173H181ZM53 172V171H52ZM89 172V171H88ZM87 172V173H88ZM125 172V171H124ZM263 172H264V170H263ZM67 173V172H66ZM72 173V172H71ZM160 173V172H159ZM188 173V172H187ZM52 174V173H51ZM51 174H49V175H51ZM73 174V173H72ZM86 174V173H85ZM183 174V173H182ZM181 174V175H182ZM185 174V173H184ZM78 175V174H77ZM86 175H88V174H86ZM128 175V174H127ZM32 176V175H31ZM48 176V175H47ZM66 176V175H65ZM65 176H61V177H59L58 176V178H61V180L63 181H65V180H67V182H68V178L69 177H65ZM128 176H130V175H128ZM177 176H179V175H177ZM185 176V175H184ZM188 176V175H187ZM239 176V175H238ZM55 178L57 177V176H54ZM75 177V176H74ZM125 177L127 178V176L125 175ZM182 177V176H181ZM186 177V176H185ZM240 177V176H239ZM238 177V178H239ZM242 177V176H241ZM264 177V176H263ZM45 178V177H44ZM44 178H43V180H44ZM48 178V181H50V180H52L53 179V177L51 178V176L50 177H47ZM46 178V179H47ZM73 178V177H72ZM82 178V177H81ZM85 178V177H84ZM124 178V177H123ZM122 178V179H123ZM180 177H178V179H179ZM77 179V178H76ZM79 179H78V181L76 180V181H74V185H72V187H79V185L81 186V184H80V182L81 181H79ZM88 179V178H87ZM177 179V180H178ZM258 179H260V177L258 178ZM57 180V179H56ZM60 180V179H59ZM92 180V179H91ZM130 180V179H129ZM189 180V179H188ZM84 181V180H83ZM86 181V180H85ZM89 181V180H88ZM102 181V182H103ZM127 181V180H126ZM164 181V180H163ZM166 181V180H165ZM179 181L182 183V182H184V177H183V181L181 180V179H179ZM73 182V181H72ZM46 183H47V180H46ZM51 183H54V182H51ZM50 183V184H51ZM66 183V182H65ZM119 183H121L120 181H119ZM185 183H186V181H185ZM240 183V182H239ZM49 184V183H48ZM73 184V183H72ZM83 184V183H82ZM86 184V183H85ZM92 184V183H91ZM102 184V183H101ZM111 184V183H110ZM178 184V183H177ZM184 186L182 187V189H185V185L186 184H184V183H182ZM241 184V183H240ZM260 184V183H259ZM52 185V184H51ZM175 185V184H174ZM47 186V185H46ZM53 186V185H52ZM87 186V185H86ZM90 186V185H89ZM111 186V185H110ZM81 187H83V185L81 186ZM85 187V186H84ZM168 187V186H167ZM92 188V187H91ZM90 188V189H91ZM172 188H175V187H172ZM205 188H208V189H205ZM78 189H80V188H78ZM89 189V188H88ZM98 189H100V188H98ZM107 189V188H106ZM169 189H170V187H169ZM177 189V188H176ZM187 189V188H186ZM263 189V188H262ZM16 190H18L19 191V196H18V194L16 193ZM76 190V189H75ZM82 190V189H81ZM93 190H94V188H93ZM104 190V185H103V188H102V191ZM17 191V192H18ZM85 191V190H84ZM89 191V190H88ZM95 191V190H94ZM97 191V190H96ZM100 191H101V189H100ZM177 191V190H176ZM200 191V192H201ZM81 192V191H80ZM98 192V191H97ZM171 193V191H169L168 190V193ZM180 192V191H179ZM194 192V191H193ZM196 192V191H195ZM92 193V192H91ZM113 193V192H112ZM115 193V192H114ZM181 193V192H180ZM90 194V193H89ZM166 194V193H165ZM172 194V193H171ZM191 194V193H190ZM206 194V193H205ZM258 194V193H257ZM58 195V194H57ZM122 195H123V192H122ZM121 195V196H122ZM124 195H125V193H124ZM123 195V196H124ZM168 195H170V194H168ZM179 195V194H178ZM196 195V194H195ZM127 196V195H126ZM125 196V197H126ZM172 196H173V194H172ZM190 196V195H189ZM192 196H193V194H192ZM92 197L93 198H95L94 196H93V194H92ZM92 197H91V199H92ZM103 197V196H102ZM124 197V198H125ZM169 197H171V195L169 196ZM176 197V196H175ZM178 197V196H177ZM197 197V196H196ZM258 197H259V199H260V201H262V198H263V195L262 194H260V195H258ZM98 198V197H97ZM105 197H103V199H104ZM114 198V197H113ZM117 197H115V199H116ZM123 198V197H122ZM128 198V197H127ZM136 198V197H135ZM102 199V198H101ZM171 199V198H170ZM169 199V200H170ZM174 199V198H173ZM192 199H193V197H192ZM128 200H129V198H128ZM131 200V199H130ZM175 200V199H174ZM195 201H196V198L194 199ZM120 201V202H119ZM127 201V200H126ZM166 201H168V200H166ZM178 201V200H177ZM197 201H198V199H197ZM196 201V202H197ZM201 201V200H200ZM15 202V203H16ZM100 202H101V200H100ZM110 202H111V200H110ZM124 202V201H123ZM137 202H139L138 200H136V202L134 201L133 202V200H132V202H130V204L128 205L127 204V202H126V204H123L122 203V201L121 200H119L118 198H117V200H116V203H114V202H112V203H110V204H106V209H105V211H104V209H103V211L104 212H101L100 214L101 215H98L97 217L98 218H96L94 221H93V223H91L92 221L91 220H87V221H83V222H81L82 224H81V226H80V229H79V232H78V235H82V236H85V237H91V235H93L92 234V230H94L93 232H96V233H98L97 235L98 236H105L106 238H108L109 239V241H108V243L106 244V245H102V243L101 244H99L98 245V243H97V245L98 246H100L99 247V249H97V250H95L94 249V251L92 250V252L90 253V255H92L91 257H93V259L94 260H92V263L93 262H98V260L100 261L101 259L102 260H104V259H106V258H110V257H112L111 255L116 251V249H118L119 248V245L121 244V242H120V240H118L117 239V237H116V235H120L119 233L120 232H122V231H124L126 228H130L131 230H134L135 228H138L139 226H141L143 223L145 224V216H142L141 215V211L139 210L140 209V206L138 205V203ZM204 202V201H203ZM226 202V203H225ZM96 203V202H95ZM103 203V202H102ZM128 203H129V201H128ZM61 203L59 202L58 203V206L60 205ZM164 204V203H163ZM166 205H167V203H165ZM170 204V203H169ZM168 204V205H169ZM194 204H195V202H194ZM197 204H199V202L197 203ZM263 204V203H262ZM16 205V204H15ZM14 205V206H15ZM201 205V204H200ZM203 205H204V203H203ZM19 206V205H18ZM17 206V207H18ZM23 206V207H22ZM81 206H83V205H81ZM80 206V207H81ZM105 206V205H104ZM193 206V205H192ZM202 206V205H201ZM85 207V206H84ZM196 207V206H195ZM198 207H199V205H198ZM15 208V207H14ZM31 208V207H30ZM88 208V207H87ZM18 209H20V208H18ZM25 209V213H28V212H26V211H29L28 209L26 210ZM60 209V208H59ZM98 209V208H97ZM171 209V208H170ZM100 210V209H99ZM191 210V209H190ZM202 210V209H201ZM84 211V210H83ZM89 211L91 212V209H89ZM95 211V210H94ZM97 211V210H96ZM95 211V212H96ZM16 212V211H15ZM17 212H18V210H17ZM21 212V211H20ZM80 212V211H79ZM93 212V211H92ZM95 212H94V214H95ZM98 212V211H97ZM100 212V211H99ZM98 212V213H99ZM189 212V211H188ZM80 213H82V211L80 212ZM88 212H85V214H87ZM19 214H22V213H19ZM30 214V213H29ZM60 214V213H59ZM143 214V213H142ZM24 215V214H23ZM28 215V214H27ZM61 215V214H60ZM83 215V214H82ZM97 215V214H96ZM195 215V214H194ZM198 215V214H197ZM21 216V215H20ZM96 217V216H95ZM3 219H4V217H2ZM14 218H15V216H14ZM26 218V217H25ZM197 218V217H196ZM3 219L1 220V222L0 223H2V221H3ZM19 219H20V217H19ZM27 219V218H26ZM13 220V219H12ZM11 220V221H12ZM15 220H17L16 218H15ZM29 220V219H28ZM27 221V220H26ZM216 221V222H215ZM22 222V221H21ZM97 223L96 224V226L95 227H93V228H91L92 226V224H94V223ZM18 223V222H17ZM4 224V223H3ZM212 224V223H211ZM163 225V224H162ZM215 225H217V224H215ZM27 226V225H26ZM143 226V225H142ZM145 226H147L146 224L144 225V227ZM209 226V225H208ZM212 226V225H211ZM147 228V227H146ZM222 228V229H221ZM92 229V230H91ZM211 229V228H210ZM1 230V229H0ZM3 230H4V228H3ZM216 230V229H215ZM158 231H160L161 232V234H164V231H165V229H164V227H160V228H158ZM212 231V230H211ZM264 231V230H263ZM143 232V231H142ZM159 232V233H160ZM210 232V231H209ZM214 232V231H213ZM216 232V231H215ZM96 233H95V235H96ZM221 233H223V232H221ZM226 234V233H225ZM263 234H264V232H263ZM264 236V235H263ZM100 237V238H101ZM225 237V236H224ZM227 237V236H226ZM230 237V238H231ZM114 238H116V239H114ZM83 241H81L78 245L79 246H86L87 245V241L86 240H84V239H82ZM145 240H146V242H147V245H149L148 243H150L151 244V239L149 240V237L148 236H146L145 237ZM231 240V239H230ZM99 241V240H98ZM121 241H122V239H121ZM204 241V240H203ZM212 241V240H211ZM100 242V241H99ZM228 242H230V241H228ZM242 242V241H241ZM208 243H209V241H208ZM237 243V244H236ZM240 243V242H239ZM206 244H207V242H206ZM212 244V243H211ZM229 244V243H228ZM240 246V245H239ZM242 246V245H241ZM247 246V245H246ZM232 247H230V248H232ZM221 248V247H220ZM240 247H238V250L237 251H242V249H239ZM233 249V250H234ZM88 250V249H87ZM86 250V251H87ZM156 250H158V249H156ZM162 250V249H161ZM204 250V249H203ZM145 251H147V250H145ZM229 251V250H228ZM244 251V250H243ZM251 251V250H250ZM157 252V251H156ZM204 252V251H203ZM202 252V253H203ZM207 252V251H206ZM84 253V252H83ZM243 253V252H242ZM76 254V253H75ZM145 255V257H144V264H168V262H166V261H164L163 260V258L159 255V253L157 252V254H154V253H152V254H149V253H144ZM206 254V253H205ZM232 254V253H231ZM234 254V253H233ZM89 255V256H90ZM234 255H236V254H234ZM242 255V254H241ZM255 255V254H254ZM243 256V255H242ZM241 256V257H242ZM245 256V255H244ZM250 256V255H249ZM75 257V256H74ZM82 257V256H81ZM91 257H90V259H91ZM247 257V256H246ZM80 258V257H79ZM244 258V257H243ZM249 258V257H248ZM69 259V258H68ZM122 259V258H121ZM250 259H252V257L250 258ZM120 260V259H119ZM183 260V259H182ZM86 261H88V258H87V260ZM232 262V261H231ZM230 262V263H231ZM251 262V261H250ZM77 263V262H76ZM75 263V264H76ZM229 263V264H230ZM79 264V263H78Z\"/></svg>",
	"mask_w": 264,
	"mask_h": 264
}]
</instances>
